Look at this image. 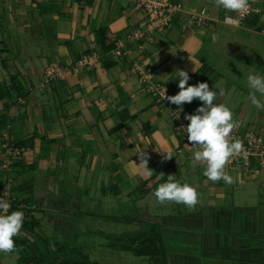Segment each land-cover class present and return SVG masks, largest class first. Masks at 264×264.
Returning <instances> with one entry per match:
<instances>
[{
    "label": "crops",
    "instance_id": "obj_1",
    "mask_svg": "<svg viewBox=\"0 0 264 264\" xmlns=\"http://www.w3.org/2000/svg\"><path fill=\"white\" fill-rule=\"evenodd\" d=\"M175 1L183 10L174 23L144 44L157 79L175 95L179 77L172 74L186 70L189 85L224 88L214 103L232 110L241 131L264 127V111L246 99L247 76H264V0H251L262 12L240 26L223 22L231 12L216 8L214 0ZM203 8L209 20L191 22ZM145 26V12L130 0H0V133L28 147L11 170L1 166L0 147V198L24 201L19 211L39 221L32 235L53 248H88L84 237L104 234L107 229L98 226L117 221V237L154 225L161 246L194 248L167 252L169 264H264L259 162L226 165L231 185L208 180L206 166L193 164V149L182 142L170 107L157 103L133 74L135 50L120 59L106 55L110 67L103 63L44 83L49 64H72L94 44L102 51L100 30L111 43ZM200 106L194 99L182 108L195 114ZM137 152H147L151 177L140 175ZM164 152L173 157L164 160ZM169 174L196 188L202 203L194 211L157 202L154 192Z\"/></svg>",
    "mask_w": 264,
    "mask_h": 264
},
{
    "label": "clouds",
    "instance_id": "obj_2",
    "mask_svg": "<svg viewBox=\"0 0 264 264\" xmlns=\"http://www.w3.org/2000/svg\"><path fill=\"white\" fill-rule=\"evenodd\" d=\"M216 8H223L227 12H235L242 18L250 11V0H214ZM226 20L233 25L239 24V19L226 17ZM196 72L195 67L192 69ZM179 77V92L175 95H166L164 88L161 98L173 105L178 106L183 111L184 103H192L194 99L202 102V106L195 110V114H186L185 119L190 123L183 127L187 133V140L193 149V164L203 163L206 167L203 175L212 182L223 180L225 184L231 185L233 177L225 172L226 165L230 159L245 151L243 141L232 136L234 128L239 127V122L233 119L232 110L225 104L214 103L218 97L225 95V90L219 85L217 90L210 89L206 82H198L196 85H189L190 76L188 71L176 69L172 74ZM247 87L249 94L247 100L251 105L264 111V76L259 73H250L247 76ZM259 94V95H257ZM189 145V144H188ZM139 153L141 168L140 175L151 177L153 170L148 167L147 152ZM164 160L171 159L170 153L164 152ZM164 173H160L163 178ZM157 202L161 205L166 202L183 204L189 211H194L198 203H202L200 194L196 188L188 183H180L175 179V175H167V182L159 184L154 192ZM10 203L0 198V253L5 255L17 252V245L14 237L18 236L23 227L24 213L22 211H12L9 214Z\"/></svg>",
    "mask_w": 264,
    "mask_h": 264
},
{
    "label": "built area",
    "instance_id": "obj_3",
    "mask_svg": "<svg viewBox=\"0 0 264 264\" xmlns=\"http://www.w3.org/2000/svg\"><path fill=\"white\" fill-rule=\"evenodd\" d=\"M115 1V0H112ZM139 6L146 14V26L138 27L126 34L125 37L119 38L115 42V47L109 52L116 59H120L134 50L136 55L133 57L132 72L135 74L142 88L147 91L154 100L163 105L170 107V119L175 124L176 129L181 137L182 142L190 144L187 140V133L182 128L190 122L185 119L183 111L173 106L167 100L161 98V94L166 89V95H171L166 85L157 79L156 72L144 56V44L154 39L156 32L167 30L175 21L177 14L183 10L180 2L175 0H130ZM250 11L242 18L238 14L231 12L223 16V22L231 24L226 17L239 19L242 25L248 17L255 13H261L262 9L250 0ZM207 9L203 8L197 13L191 14V22L204 23L209 20ZM134 47V48H133ZM104 54L94 44L83 52L72 64L63 65L57 62L49 64L44 72V83H50L54 80L64 78L69 72L79 73L84 70H93L103 64ZM232 136L238 137L243 141L245 151L230 159L228 166L236 164L249 165L252 158L259 162L260 169L264 172V127L250 125L246 130L241 131L238 127L232 132ZM0 147L4 150L1 166L4 169L11 170L19 158L28 150L25 145H19L12 141L7 133H0ZM264 185V184H263ZM10 204L11 201L7 200Z\"/></svg>",
    "mask_w": 264,
    "mask_h": 264
},
{
    "label": "trees",
    "instance_id": "obj_4",
    "mask_svg": "<svg viewBox=\"0 0 264 264\" xmlns=\"http://www.w3.org/2000/svg\"><path fill=\"white\" fill-rule=\"evenodd\" d=\"M99 43L102 45V52L104 54L103 63L106 67H110L112 62H109V58H106V55H109V52L112 48L115 47V42L107 43L103 38V31H99L98 37ZM17 144L22 145V142H17ZM11 207L9 209V214L12 211H17L20 209V205L25 203L24 201L18 200L17 198L11 199ZM23 210V209H22ZM24 221L22 231L25 232V236H16L14 237L15 244L20 253V261L22 264H51L56 258L54 257L56 253L64 254L67 247L76 248V246H71L69 244L57 243L56 249H52L51 243L49 240L42 238L41 236H33L35 229L38 227L39 221L36 220L33 216L28 215V211L24 209ZM148 230H152L153 233L148 235ZM29 236L31 238H29ZM131 237V236H130ZM131 244L123 245L124 249H128L136 253L138 256L145 257L150 256L155 259V261L160 262L159 254L161 243V233L160 229L156 226L150 225L143 231L137 233L134 237L129 238ZM24 248H29L25 251ZM77 249V248H76ZM38 251H41V254H37ZM163 261L161 264H169L166 261V256L162 255ZM77 264H85L83 261L76 262ZM86 264H89L88 262ZM96 264V263H92ZM160 264V263H159Z\"/></svg>",
    "mask_w": 264,
    "mask_h": 264
},
{
    "label": "rangeland",
    "instance_id": "obj_5",
    "mask_svg": "<svg viewBox=\"0 0 264 264\" xmlns=\"http://www.w3.org/2000/svg\"><path fill=\"white\" fill-rule=\"evenodd\" d=\"M105 223L106 222H104L102 226L98 227H102L103 229L105 227L107 231L104 234L111 232L110 235L99 234L95 238L87 235V237H84L83 240L86 239L85 242L88 248H82L79 246H76L77 249L67 247L64 254L61 255L56 253L54 256L56 259L51 262V264H77L76 262L80 261H83L85 264L87 262L89 264H161L163 261L162 255L166 256L167 252L170 253V255H181L188 253L190 249L191 251L194 250V248H165V246H162L158 257V259L160 258V262L159 260L155 261L156 258L153 260L150 256L141 257L131 250L121 248L123 245L131 244V240L129 238L134 236L127 235L117 237V231H120V229L117 228V221H110L108 224ZM103 229L100 228V230L104 231ZM152 233V230H148V235H151ZM94 242L103 243V245L101 244V246H99L98 244H94ZM24 249L27 251L29 248ZM52 249L55 250L56 248ZM37 254H41V251H38ZM3 255L4 258L2 260L1 257L3 256L2 253H0L1 264H22L19 260V251L9 255H5L3 253ZM166 261L168 262L167 256Z\"/></svg>",
    "mask_w": 264,
    "mask_h": 264
}]
</instances>
